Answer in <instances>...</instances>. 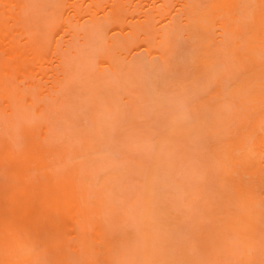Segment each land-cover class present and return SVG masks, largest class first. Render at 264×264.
Listing matches in <instances>:
<instances>
[{"label":"rangeland","instance_id":"1","mask_svg":"<svg viewBox=\"0 0 264 264\" xmlns=\"http://www.w3.org/2000/svg\"><path fill=\"white\" fill-rule=\"evenodd\" d=\"M6 2L0 0V24L4 18L7 27L0 30V50L27 41L41 48L25 51L37 63L29 74L24 58L0 55V85L11 86L15 77L24 92L32 88L40 95L31 100L14 93L11 103L0 101V132L26 174L27 209L47 208L48 199L64 194L75 178L90 202L104 201L102 226L90 229L87 244L63 215L36 219L42 228L51 221L61 225L53 236L66 237L62 264H264V181L256 201L246 202L253 209H246L225 179L240 155L264 177V75H255L246 89L236 81L239 87L219 112L207 103H216L212 98L226 73L232 81L245 69L264 71V16L252 13L264 0H249V6L242 0L243 9H233L252 37L240 47L215 13V0H197L206 13L199 24L191 14L203 11L187 0H19L26 4L22 25L31 29L25 31L11 21L13 11L4 16ZM10 30L16 37L4 44ZM101 79L110 118L103 123L104 157L90 163L71 151L89 126L75 83L101 86ZM230 128L236 139L226 144L221 134ZM222 153L232 157L223 166ZM145 197L154 203L150 230ZM43 254L52 264L53 256Z\"/></svg>","mask_w":264,"mask_h":264},{"label":"bare ground","instance_id":"2","mask_svg":"<svg viewBox=\"0 0 264 264\" xmlns=\"http://www.w3.org/2000/svg\"><path fill=\"white\" fill-rule=\"evenodd\" d=\"M12 1L13 3H11ZM200 1L201 0H199V2ZM215 1L218 4L215 7V13H217V15L219 16H222L224 18V24L227 27H231L233 30L232 34L234 35V40L236 42L235 47H240V44L244 42V39L246 37L248 42H250V40L252 41V37L247 36V33L250 30L243 28L239 24L241 22L240 16H237L235 10H233V9H241V10L243 9L241 6L242 0H231V3L229 2V0H215ZM199 4L197 0H187L188 7L192 9L197 8L198 10L203 11L199 15L191 14L192 21H194L197 24H199L200 20L202 19L204 22L206 18L205 17L206 13L204 11V8ZM250 4L251 3H249L248 0V6ZM24 5L26 4L24 3L22 5L19 2V0H7L6 6L4 7L3 11H4V16L7 14L8 11L10 10L13 11L15 13V17L11 21L14 22V25L16 27L19 28L23 27L21 29L25 31L24 28L27 25L24 26L25 23L23 21L24 9H25ZM257 8L258 9L253 10L252 13L255 16H260V17L264 16V3L258 4ZM262 18L263 17H261V19ZM261 19L259 18L257 21ZM2 22L3 23L0 24V30L6 31L7 30L6 20L2 18ZM22 23H24V25H22ZM28 30L31 29L28 28ZM32 30L35 31L33 28ZM10 31L12 32V35L10 34L9 38H7L5 42H3L4 44H9L8 43L9 40L13 38L15 39L16 37L15 31L13 30ZM201 32L202 33L199 35V37L200 39L204 40V36L208 33V30L206 28H203ZM21 45H22L21 43L16 42V45H14L13 48L7 47L8 49L6 48L5 45H3L2 49L0 50V55H3L7 51L8 54L11 56L10 58H14V59L24 58L26 63L25 70L29 74L30 70L36 67L34 65H37V63H35L36 61L32 59V56L29 57V55H27L25 51L26 50L41 51V48L32 41L26 42L27 47L26 46L21 47ZM238 60L240 63H244L245 60L247 61L246 58L243 59L238 58ZM5 63L7 67L9 65V62L5 61ZM212 65L213 64H211V66ZM90 67H91L90 65L89 66L87 65L86 71ZM242 71L243 73L238 74L237 77L239 78L237 80L235 78L234 80L230 81L228 78V75L230 74L228 73H226L227 75L224 74L227 77L225 76L220 77L222 81L226 79L225 83L226 85L228 84V86H226L225 83L221 82L220 80L219 90L215 93L214 97L212 98V100L213 101L215 100L216 103L213 104L211 103V101L207 102L210 105L209 109L211 108V110H216L217 112H219V108L225 105L224 101L226 100V98L232 96L234 93V89L239 87L238 84H235L236 81L238 80L241 81L240 85H242V88L246 89V87H248V85L252 83V79L255 75H257L260 72H261L260 73L261 77L264 75V71H262L261 69H258L252 73L248 72L246 69ZM100 72L104 75L107 73L104 71L102 72L101 69ZM2 79H3V75L0 72V82L2 81ZM14 79L15 77H12L10 82L11 86L9 87L0 85V101H2V98L5 97L11 103V100L9 98H13L16 95L14 93H18L23 98H30L31 100H33V95H35L37 99L40 98L39 93H37L35 90L33 91L32 88H30L31 90L29 89V93L28 91H25L29 96L25 94L23 88ZM105 80L101 79V81L103 82L101 84L102 87L101 86L92 87V85L85 86L83 85L82 82L75 83L76 89H81L82 91L83 97L81 100H83V98L85 100L84 101L85 103L81 101L82 103H84V105L81 103L80 105H83L84 107L83 110L86 108L88 109L87 113H85L86 112L85 111L84 114H87L86 117H88V119L86 118L87 120L85 119V121L89 122L88 123L89 126H86V129L88 128L86 131L84 129L82 133H79L80 135L79 137H81L79 139L81 140L82 150L79 146L80 145L79 139H78L79 142L78 141L75 142L76 146L73 145L75 146L73 150H71L72 148L70 150L76 153L80 152L79 156L82 157V159H84L83 157L87 156L85 160L89 162L91 160L100 162V160L104 157V153H105L104 137L106 136V134L105 135L103 134L106 133L105 130L107 131V129H105L103 132V129L105 128L104 127L105 124L103 125V123L105 122L104 121L105 119L107 120L108 118H110L108 117V115H106L109 113H106L107 111H105L103 108L107 106L106 103L105 105L103 103L105 102V98H106L105 96L107 95L104 96V94L101 93L102 91H104V89L102 90V88H105L106 85ZM26 81H24V83ZM256 85L258 84L254 83L251 88H254ZM28 86H29V82H28ZM254 90H257V87ZM30 91L33 92L30 93ZM104 92H106V89ZM101 94L103 96L99 97V95ZM81 96L82 95H80V97ZM100 98L101 100L102 99L104 100L101 101ZM219 116L220 115H218V117ZM21 123L23 125L21 127L22 131L24 130L27 131L28 124L23 121ZM223 128L224 126H222V129ZM230 130L231 132L229 134L228 133L225 134L224 132L222 133L220 131L222 133L221 137L223 138L222 139L220 137L221 141L226 140V144L228 142L230 143L231 140L236 139V134L233 132L232 128H230ZM7 142H8V138H6V135L0 132V264H48L44 259L43 253H48L50 257L52 256L55 257L54 260L53 257L51 259L52 264H54L55 262H57V264H62L63 261L65 260L64 240L66 239V237H64V235L62 234H60L59 237L53 236L54 233L56 234L57 229H60L61 225L57 224L55 221H51L48 223L46 227L42 228L41 225L35 224L36 219H39L40 217H44L45 215L48 216L52 214L63 215L66 221H69V223H71L75 231L77 232L80 231L79 234L85 236L84 239L86 243V241L87 242L90 241V237H91L90 229L102 226L104 201L102 199H98L99 202L97 201L93 203L90 202L89 200L90 198L88 199L84 189L81 187V185L79 186L75 178V180L72 179L73 181H75L73 182V185L65 188L64 194H62L61 196L58 195L52 199L50 198L48 199L49 203L47 208L43 210L34 209L33 207H31V209L30 208L27 209L30 202L28 199L29 191L23 189L21 185V182H23L26 179V174H24V171H20L22 166L21 160L20 159L15 160L14 156L10 155V151H12V147L11 144H8ZM261 145L263 147L262 149V154H263L264 140L261 141ZM38 146H39L38 148L39 152L41 150L43 152V143L39 141ZM82 152L83 154H81ZM222 155L223 156L220 159L222 166L225 165L226 161L232 160L231 159L232 157L230 156L228 157L224 153H222ZM89 162H84V163H89ZM77 165L79 167V164ZM234 165L235 167L232 171L228 168L226 169L228 173L225 179L228 181L227 182L228 186L232 190L236 201L244 205L246 209H253L251 208V206L246 204V202L248 201L254 202L259 197L256 195V193L258 187H260L264 181V177H262L261 174L263 171H261V168L255 165L253 160H251L250 158L244 155H240V157L237 159ZM85 189L87 188L85 187ZM11 191H13V193H11ZM145 198L146 199L144 202L146 209H144V211L145 210L146 211L144 215L147 224L146 228L147 230H150V228L152 227L151 217L154 213V209H153L154 203L152 197H145ZM32 222L34 223V226L31 229H29L28 223L31 224ZM149 232L150 231H148V233ZM149 238L150 237H147V239ZM150 249H151V243L148 242V247L146 248L144 253V259L146 261H148L151 255Z\"/></svg>","mask_w":264,"mask_h":264}]
</instances>
